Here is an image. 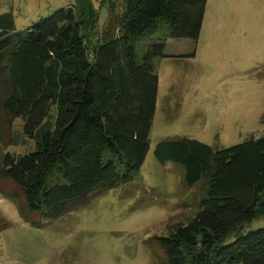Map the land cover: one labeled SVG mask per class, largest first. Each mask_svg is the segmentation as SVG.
I'll return each mask as SVG.
<instances>
[{
    "label": "trees",
    "instance_id": "1",
    "mask_svg": "<svg viewBox=\"0 0 264 264\" xmlns=\"http://www.w3.org/2000/svg\"><path fill=\"white\" fill-rule=\"evenodd\" d=\"M206 1L125 0L96 43L87 40L88 0L24 30L0 15V138L10 142L19 118L35 141L0 162V193L23 217H60L137 175L158 90L151 59L164 45L137 63L132 42L160 21L172 37L196 40ZM155 156L181 164L185 180L205 191L194 217L158 237L169 264H264V226L245 230L264 218V137L223 148L184 137L159 143Z\"/></svg>",
    "mask_w": 264,
    "mask_h": 264
},
{
    "label": "rangeland",
    "instance_id": "2",
    "mask_svg": "<svg viewBox=\"0 0 264 264\" xmlns=\"http://www.w3.org/2000/svg\"><path fill=\"white\" fill-rule=\"evenodd\" d=\"M124 2L88 0L94 11L85 13L89 42L114 26ZM67 5L83 6L80 0H0V15L11 13L12 27L24 30ZM132 43L137 63L151 45H164V55L151 59L158 90L139 172L53 219L23 217L0 193V264H169L158 237L194 217L205 191L202 182L185 180L181 164L159 160L156 146L188 137L223 148L264 137V0H207L196 40L172 37L160 21ZM10 136L9 143L0 138V162L7 152L34 148L21 119ZM260 226L264 218L245 230Z\"/></svg>",
    "mask_w": 264,
    "mask_h": 264
}]
</instances>
